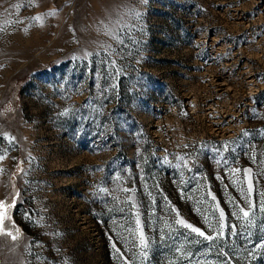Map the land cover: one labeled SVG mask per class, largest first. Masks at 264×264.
<instances>
[{"label": "rangeland", "instance_id": "obj_1", "mask_svg": "<svg viewBox=\"0 0 264 264\" xmlns=\"http://www.w3.org/2000/svg\"><path fill=\"white\" fill-rule=\"evenodd\" d=\"M0 132V264H264V0H0Z\"/></svg>", "mask_w": 264, "mask_h": 264}, {"label": "snow or ice", "instance_id": "obj_2", "mask_svg": "<svg viewBox=\"0 0 264 264\" xmlns=\"http://www.w3.org/2000/svg\"><path fill=\"white\" fill-rule=\"evenodd\" d=\"M32 0H29V3H31ZM58 13L56 11H50L48 13H46L44 16H36L33 19L36 21H40L43 22L45 16H55ZM7 133H3L0 132V138L3 137H7ZM245 135H247V133H245ZM14 140V138H12ZM4 157L2 155H0V160H2ZM251 170H246V175H248L250 173ZM253 192V183L252 181L249 179L248 182V188H247V193L249 195H251V193ZM264 195V194H262ZM213 199H215L213 197ZM249 207H252V201L248 200L247 201ZM14 207V204H8L7 206H5V204L3 202H0V236H8L10 237L13 241L18 239L19 236V230L16 229L15 230V234L13 232V225L10 223V217L8 216V209ZM261 211H264V203H262L261 206ZM240 212L243 213V217L244 218H249L250 214L248 211L244 210L243 208L240 209ZM224 220H225V214L222 210H220V214H219V229L220 231L218 232V236H222L224 235V228H225V224H224ZM176 223L183 225L186 228H189L193 233H196L198 236L204 238L205 240H212L213 237L210 235H205L204 231H201L199 228H196L194 226H192L191 224H187L183 219H178L176 221ZM249 223H251V220L249 219ZM235 226H233L234 228ZM141 244L143 245V234L141 233ZM264 247V246H262Z\"/></svg>", "mask_w": 264, "mask_h": 264}]
</instances>
